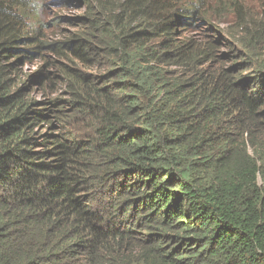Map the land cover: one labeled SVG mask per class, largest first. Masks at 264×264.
I'll list each match as a JSON object with an SVG mask.
<instances>
[{
    "label": "trees",
    "instance_id": "trees-1",
    "mask_svg": "<svg viewBox=\"0 0 264 264\" xmlns=\"http://www.w3.org/2000/svg\"><path fill=\"white\" fill-rule=\"evenodd\" d=\"M56 3L0 0V264H264V15Z\"/></svg>",
    "mask_w": 264,
    "mask_h": 264
},
{
    "label": "rangeland",
    "instance_id": "rangeland-1",
    "mask_svg": "<svg viewBox=\"0 0 264 264\" xmlns=\"http://www.w3.org/2000/svg\"><path fill=\"white\" fill-rule=\"evenodd\" d=\"M39 3L45 4L46 7L41 9L40 16L43 20H45L48 24H51L52 19L55 17L56 14L62 15L63 18H71L78 14V12L62 8L61 11L58 9L59 4L56 3L57 0H35ZM247 10L255 17H261L264 15V0H243ZM264 22V20H260ZM236 22L232 20L231 22L225 24V26H220V29L229 31L231 30V26ZM66 28L65 26L60 27V29ZM231 50V49H230ZM228 48H221L219 51L220 53H227L230 51ZM38 63H35L33 66H29L24 68L23 71L25 72L26 69H30L31 71L35 70ZM39 97V94H37Z\"/></svg>",
    "mask_w": 264,
    "mask_h": 264
}]
</instances>
